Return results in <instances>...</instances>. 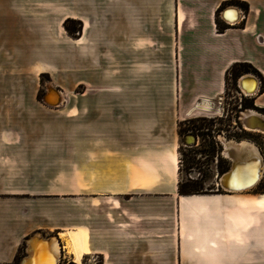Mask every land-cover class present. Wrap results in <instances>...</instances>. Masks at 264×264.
Masks as SVG:
<instances>
[{
    "label": "crops",
    "instance_id": "obj_1",
    "mask_svg": "<svg viewBox=\"0 0 264 264\" xmlns=\"http://www.w3.org/2000/svg\"><path fill=\"white\" fill-rule=\"evenodd\" d=\"M228 8L239 10L238 23L222 19ZM67 21L81 24L77 38L66 33ZM242 66L251 71L243 78L260 81L252 98L264 110V0H0V264H23L36 237L55 239L60 260L78 264L61 238L75 230L85 239L83 261L98 255L102 264H264L259 195H180L176 174L177 120L212 113L226 78ZM63 75L83 77L76 86L114 92L119 131L127 125L142 140L162 138L161 131L170 137L172 148L153 149L152 159L148 147L122 152L144 156L145 169L126 165L120 181H91L93 199L105 204L99 229L85 217L81 226L53 222L55 194L31 179L47 155L41 141L48 107L37 100L42 77ZM49 88L60 94V106L68 102ZM137 92H175L177 102L160 112L155 102L134 101Z\"/></svg>",
    "mask_w": 264,
    "mask_h": 264
},
{
    "label": "rangeland",
    "instance_id": "obj_2",
    "mask_svg": "<svg viewBox=\"0 0 264 264\" xmlns=\"http://www.w3.org/2000/svg\"><path fill=\"white\" fill-rule=\"evenodd\" d=\"M68 24L82 30L79 22ZM66 33H68L67 30ZM78 34L73 37L68 33L73 38H77ZM250 72L249 74H251ZM234 73L235 79L232 73L226 78L222 94L225 98L222 100L221 106L218 102L222 96L217 100L212 113L199 114L198 117L187 121L177 120L178 144L176 147L179 153V164L176 174L178 187L182 184L188 186L190 190H203L205 194H226L224 193L226 191L221 188L217 192L216 184L220 183V175L230 169L231 160L224 157V151L226 143L232 142V140L238 143L251 142L264 158V134L245 132L240 127L241 123H238L241 110L237 106L240 103L237 85L240 77L248 73L245 72L244 67L236 68ZM82 78L75 77L74 81L63 75L56 76L53 81L49 76L42 77V87L37 100L48 107L44 108L43 112L42 132L44 136L41 141L42 147L47 149V155L43 156L42 163L35 168L36 172L32 171L30 174H33L32 180L42 182L45 193L55 194L54 200L57 201L59 214L53 222L61 226L70 224L81 226L85 217L87 220L90 218L96 229H99V214L105 210V204L100 206L99 201L93 199L98 194H95L94 189H91L92 182L98 180V177L99 181H107L106 183L120 181L124 176L126 165L135 169H145L141 161L144 156L137 153L134 157L129 155L128 157L122 154L124 151L137 152L139 148L148 147L149 158L152 159L153 149H163L167 152L172 147L168 149L166 146L168 141L170 142V137L164 140L163 131L156 132V136L162 138L151 137L148 140L140 139L144 135L135 129L130 130L131 127L127 128V125H124L122 132L119 131L120 126H116L115 122L121 121V118L117 117L121 114L120 109H116L114 106L115 93L99 92L85 86H76L75 84ZM260 79L263 80V77ZM48 87H55L62 91L64 99L68 102L58 108L45 104L43 99ZM263 92L264 89L261 93ZM123 98L124 100L131 99L130 96ZM132 99L136 102L142 100L155 102L162 112L163 106L172 107L176 104L177 94L175 92H137L133 93ZM243 104L247 106H243L245 110L255 109L264 115V110L255 107V99H244ZM71 112L74 114L71 115ZM169 122L174 127V119L171 118ZM188 130L193 131V135L199 136V144L195 143L190 146L183 143V137L188 135ZM216 135L219 138L218 146L212 138ZM28 179H30L29 176ZM84 181L86 190L83 191ZM260 183L259 187L257 186L251 191L229 194L262 196L264 195V175ZM134 190L128 191L129 193L125 197H132L136 191ZM51 205L55 208V204H49L48 208H52ZM102 263L103 259L98 255H91L86 256L81 264ZM60 264L75 263L69 258V262L68 259H61Z\"/></svg>",
    "mask_w": 264,
    "mask_h": 264
},
{
    "label": "bare ground",
    "instance_id": "obj_3",
    "mask_svg": "<svg viewBox=\"0 0 264 264\" xmlns=\"http://www.w3.org/2000/svg\"><path fill=\"white\" fill-rule=\"evenodd\" d=\"M240 15L241 14L239 13V10L236 11V13H232L230 17L231 21L228 20V22L236 24L238 18L240 20ZM251 77L255 78V76L253 75ZM248 83L250 84L249 87L246 88L244 85L243 92L247 94V96L254 97V95H256L259 91L260 81L255 78L254 80L248 81ZM49 89L45 97L47 104L51 106H55V107L60 106L62 103L60 94L53 89L49 91ZM251 110L252 112H247L243 115L245 117L243 118V121L247 123V127L250 128L248 132L264 134V131H261V129L255 130L257 127L255 126L252 120L253 116H259L264 120V115H260V113L255 111V109L254 110L251 109ZM191 142H193V139L192 141H189V142L187 141V144ZM224 150H225V146H224ZM253 155L256 157H259L260 162H262L260 163L262 164L261 173L259 174L260 181L254 187L245 189L244 181L248 180L250 178V175L248 177H244V176L248 175L251 171L246 170V168H241L239 176L242 175L244 180H240L241 182L237 181L238 179L231 180V176L227 174L226 172L225 174L220 175L219 177L220 178V183H218L219 188L231 194H239V193L248 192V191H251L257 188V186L260 184L263 178V175H264V161H262V159L264 160V158H262V156L260 155V152L258 151L257 147H255V145H253L251 142H246V141L238 143L232 140V142H229V143L227 142L226 150L224 151V157L231 160V166H230V169L228 170L229 173H231V168L235 164L236 160L246 161L248 158H251V156ZM253 169H255V171H258L257 166L256 168H253ZM235 176L236 174H234V178ZM233 190H237V191H233ZM258 198L259 199L256 205L258 207L264 208V195L258 196ZM61 238L65 242L64 247H65V250L67 251V254L72 256V258L74 259L76 263L81 264L84 259V251H85V239H84L83 234L79 230H75L71 232L68 231V232L62 233ZM34 239L35 240L32 241L29 245L31 247V254L27 257V259L23 262V264H59L61 252H60L59 244L55 241V239L45 240V239H42L41 237H36Z\"/></svg>",
    "mask_w": 264,
    "mask_h": 264
},
{
    "label": "water",
    "instance_id": "obj_4",
    "mask_svg": "<svg viewBox=\"0 0 264 264\" xmlns=\"http://www.w3.org/2000/svg\"><path fill=\"white\" fill-rule=\"evenodd\" d=\"M236 11H238V9L237 8H228V9H225L224 11H223V13H222V19L225 21V22H227V23H229L228 22V20L229 21H231V19L228 17V13L229 12H233V13H236ZM239 17V16H238ZM239 22V18H238V20H237V22L236 23H238ZM229 24H231V23H229ZM256 78V77H255ZM254 77H249V76H247V77H245V78H240L239 79V82H238V85H239V87L243 90L244 89V81H245V79H252V80H254L255 79ZM257 79V78H256ZM52 90V88H50L49 89V91H51ZM43 101H44V103L45 104H47V101H46V98H44L43 99ZM47 105H49V104H47ZM247 112H252V110H247V111H245L242 115H241V117H240V123H241V125H242V127L243 128H245L246 130H249L250 128H248L247 127V123H245L244 121H243V118H245L243 115L245 114V113H247ZM259 113V112H258ZM260 115H262V114H260ZM253 122H254V124H255V126L257 127L255 130H259V129H261V131H264V120L261 118V117H259V116H253ZM193 139V142H191V143H189V144H187V141L189 140V139ZM196 143V140H195V138L193 137V136H191V135H189V136H186L185 138H184V144L185 145H194ZM234 157V156H233ZM261 157V156H260ZM262 161H264L263 159H262ZM260 163H262V162H260V159H259V157H256V156H251V158H248L246 161H239V160H236V162H235V164L233 165V167L231 168V173H229V172H227V174H229L230 176H231V180H233V179H238L237 181H239V182H241L240 180H244V178H243V176L242 175H240L241 176V178H240V176H239V174H240V169L241 168H246V170H248V171H251L248 175H245L244 177H248L249 175H250V178L248 179V180H246V181H244V187H245V189L247 188V189H249V188H252V187H254L260 180H259V174L261 173V168H262V164H260ZM256 166H257V168H258V171H255V169H253V168H256ZM258 172V173H257ZM234 174H236V176H235V178H234ZM239 176V177H238ZM253 184V185H252ZM233 191H237V190H233Z\"/></svg>",
    "mask_w": 264,
    "mask_h": 264
},
{
    "label": "trees",
    "instance_id": "obj_5",
    "mask_svg": "<svg viewBox=\"0 0 264 264\" xmlns=\"http://www.w3.org/2000/svg\"><path fill=\"white\" fill-rule=\"evenodd\" d=\"M68 23H75V22H73V21H69V22H67V23H65V29L67 30V32L71 35V36H73V37H76L77 36V34L78 33H80V29H78V28H76L75 26H73V25H69ZM225 30V28H223V27H219V31L220 32H222V31H224ZM242 67H244L245 68V72L246 73H249V71H250V67L249 66H242ZM236 68H238V67H235L234 69H232V71L233 72H231L232 73V75H233V77H234V79H235V77H236V75H235V73H234V70L236 69ZM229 76V75H228ZM243 106H245L244 104H243ZM245 107H247V106H245ZM244 108V107H243ZM261 184V183H260ZM260 184L258 185V187L260 186ZM179 194L180 195H201V194H205L204 193V191L203 190H198V189H189V187L188 186H184V185H179Z\"/></svg>",
    "mask_w": 264,
    "mask_h": 264
},
{
    "label": "built area",
    "instance_id": "obj_6",
    "mask_svg": "<svg viewBox=\"0 0 264 264\" xmlns=\"http://www.w3.org/2000/svg\"><path fill=\"white\" fill-rule=\"evenodd\" d=\"M240 78H243V76L242 77H240ZM225 88V87H224ZM237 94L240 96V98H239V100H240V103L239 104H237V106H238V109L239 110H241V113H240V117H241V115L245 112V111H247V110H251V109H244L243 108V100L244 99H248V98H252V96H247V94H245L244 92H243V90L239 87V85H237ZM225 97L224 96H222L220 99H219V102H218V104L221 106L223 103H222V100L224 99ZM254 110V109H253ZM258 112V111H257ZM240 117H238V123L240 122ZM236 125H237V123H236ZM241 125V124H240ZM241 127V129L243 130V131H245V132H248V130H246L245 128H243L242 127V125L240 126ZM217 185V189H216V191L218 192L219 191V185H218V183L216 184Z\"/></svg>",
    "mask_w": 264,
    "mask_h": 264
},
{
    "label": "flooded vegetation",
    "instance_id": "obj_7",
    "mask_svg": "<svg viewBox=\"0 0 264 264\" xmlns=\"http://www.w3.org/2000/svg\"><path fill=\"white\" fill-rule=\"evenodd\" d=\"M199 132V131H198ZM187 134L188 135H184V137H183V143H184V138L186 137V136H189V135H191V136H193L194 138H195V140H196V144L198 143L199 144V141H200V138H199V136L198 135H193V131H191V130H188L187 131ZM218 135H216V136H213L212 138L214 139V141H215V144L218 146V143H219V138L217 137ZM189 141H192V138L191 139H189L188 140V142ZM221 143V142H220ZM254 145V144H253ZM256 147V146H255ZM259 151V150H258ZM260 152V151H259ZM219 155V154H218ZM261 155V154H260Z\"/></svg>",
    "mask_w": 264,
    "mask_h": 264
}]
</instances>
